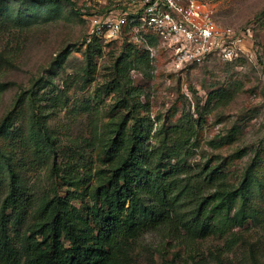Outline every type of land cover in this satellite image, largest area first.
<instances>
[{"label": "rangeland", "instance_id": "374dc122", "mask_svg": "<svg viewBox=\"0 0 264 264\" xmlns=\"http://www.w3.org/2000/svg\"><path fill=\"white\" fill-rule=\"evenodd\" d=\"M73 1L0 0V119L13 108L18 131L24 135L0 134V146L10 152L22 181L37 199L21 229L36 220L40 200L56 192L77 189L72 202L85 211L86 203L94 199L98 169L104 165L107 122L121 111L150 115L153 133L160 124L177 121L184 109L196 114L199 104L204 118L181 161L196 168L220 163L230 187L240 183L252 162L250 202L240 210L239 195L229 211L214 212L208 233L194 238L167 227L125 237L119 261L264 264V0H215L223 25L252 24L247 54L233 59L210 54L176 69L166 51L157 47L145 69L130 68L131 83L138 89L130 96L124 88L109 87L114 59L128 41L133 42L134 53L144 47L125 32L99 37L101 48L89 62L84 42L88 12L103 11L108 0ZM18 15H23L22 24ZM63 50L65 55L57 62L56 55ZM37 111L54 137L51 145L45 141V148L29 138L32 121L35 127L38 124ZM63 174L80 177L67 181ZM3 194L4 188L0 200Z\"/></svg>", "mask_w": 264, "mask_h": 264}, {"label": "trees", "instance_id": "16d2710c", "mask_svg": "<svg viewBox=\"0 0 264 264\" xmlns=\"http://www.w3.org/2000/svg\"><path fill=\"white\" fill-rule=\"evenodd\" d=\"M21 16L17 19L20 24L24 22ZM128 42L114 59L109 87L124 88L130 96L138 90L131 83L130 68L145 69L150 54L146 48L134 53L133 42ZM100 48L97 35L86 42L89 62ZM64 55L65 50L58 52L56 61ZM197 105L196 114L184 109L177 121L160 124L153 133L150 115L121 111L107 122L102 149L104 165L98 169L100 179L92 190L94 199L86 203L85 211L72 202L78 196L77 189L56 192L40 200L36 220L25 229L21 228L26 212L37 199L22 181L10 152L0 146V192L4 188L0 200V264H124L119 258L125 237L167 227L183 230L194 238L208 233L213 227L214 212L229 211L239 195L242 210L251 200L255 180L252 162L240 183L230 187L220 163L206 162L196 168L180 159L191 147L204 118L203 109ZM39 115L42 113L37 111L38 124L35 127L32 121L29 138L45 148V141L51 145L54 137ZM3 133L24 136L18 131L13 108L0 119V134ZM172 157L177 159L171 161ZM62 176L67 181L80 177Z\"/></svg>", "mask_w": 264, "mask_h": 264}, {"label": "built area", "instance_id": "2783aa9c", "mask_svg": "<svg viewBox=\"0 0 264 264\" xmlns=\"http://www.w3.org/2000/svg\"><path fill=\"white\" fill-rule=\"evenodd\" d=\"M85 38L112 37L123 32L152 57L159 47L173 68L210 54L233 59L249 52L251 23L223 25L217 19L215 0H108L101 12H88Z\"/></svg>", "mask_w": 264, "mask_h": 264}]
</instances>
